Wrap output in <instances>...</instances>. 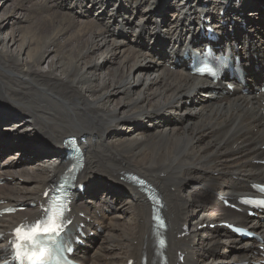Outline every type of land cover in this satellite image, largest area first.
<instances>
[{
	"label": "bare ground",
	"instance_id": "obj_1",
	"mask_svg": "<svg viewBox=\"0 0 264 264\" xmlns=\"http://www.w3.org/2000/svg\"><path fill=\"white\" fill-rule=\"evenodd\" d=\"M207 19L217 41L201 33ZM202 43L225 54L230 75L191 73ZM263 77L264 0H0V178H9L0 209L28 205L0 218V256L7 232L38 218L44 189L70 164L63 140L72 133L87 190L72 194L69 231L82 225L97 238L75 246L74 260L154 262L151 204L131 173L161 199L166 264L260 262L255 241L198 226L232 221L264 234V216L248 219L220 201L264 178ZM32 150L30 161L4 168Z\"/></svg>",
	"mask_w": 264,
	"mask_h": 264
},
{
	"label": "snow or ice",
	"instance_id": "obj_2",
	"mask_svg": "<svg viewBox=\"0 0 264 264\" xmlns=\"http://www.w3.org/2000/svg\"><path fill=\"white\" fill-rule=\"evenodd\" d=\"M65 211V208L56 209L54 204H50L49 208L45 210V216L41 220L32 225H21L16 228L13 233L14 240L10 241V243L21 252H24L26 248L29 249L31 254L29 255L27 252H24L22 257L14 258H19L22 262L27 260L28 264H41L46 257V251L32 249L37 248L38 241L42 235L58 234L63 229Z\"/></svg>",
	"mask_w": 264,
	"mask_h": 264
},
{
	"label": "rangeland",
	"instance_id": "obj_3",
	"mask_svg": "<svg viewBox=\"0 0 264 264\" xmlns=\"http://www.w3.org/2000/svg\"><path fill=\"white\" fill-rule=\"evenodd\" d=\"M239 29L240 30H242V31H244L245 29H246V25L244 26V24H240V26H239ZM141 45V46H140ZM139 46L140 47H147V43L146 42H144V43H142V44H139ZM245 56H247V55H245ZM178 66H180V65H178ZM244 92H246V91H244ZM188 104H190V103H188ZM70 136H72V133H70ZM79 138V137H78ZM2 140L0 139V142H1ZM5 144L9 147V148H11L13 151H20L21 150V148H19V147H17L15 144L13 145V143H8V142H5ZM20 149V150H19ZM26 150H29V148H26ZM34 156H37V154H35V152H34V150H32V151H30L29 152V155H28V157H24V156H20L17 160H15L14 159V161L12 162V161H9L8 163H7V165H5V167L4 168H7V167H9L11 164H13L14 162H16V161H19L20 163H22V162H27L28 160L30 161V159L29 158H33ZM35 158H37V157H35ZM0 167H1V165H0ZM15 179V178H14ZM6 181H9V180H6ZM23 183V182H22ZM214 222H211V223H209V224H213ZM205 228H207V227H205ZM204 229V228H203ZM216 230H218L217 228H215ZM213 230V231H216V230ZM212 231V232H213ZM102 233V232H101ZM219 233H221V234H223L224 235V232L223 231H221V229H220V232ZM100 234V233H99ZM102 235V234H101ZM95 237V238H94ZM89 238H91V239H93V240H97V238H96V236L94 235V236H92V237H90L89 236ZM100 241V240H99ZM99 241H97V242H99ZM97 242L95 243V244H93V246L91 247V248H95V245L97 244ZM190 242H191V239H190ZM198 243V242H197ZM250 248V247H249ZM141 261V260H140ZM222 262V261H221ZM219 264H220V262H218ZM236 262H232V263H229V264H235Z\"/></svg>",
	"mask_w": 264,
	"mask_h": 264
}]
</instances>
